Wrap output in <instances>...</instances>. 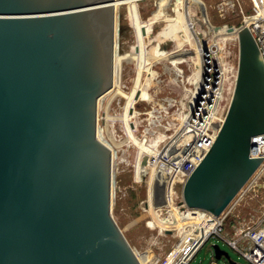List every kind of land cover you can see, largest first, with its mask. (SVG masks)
I'll return each mask as SVG.
<instances>
[{
	"label": "water",
	"instance_id": "1",
	"mask_svg": "<svg viewBox=\"0 0 264 264\" xmlns=\"http://www.w3.org/2000/svg\"><path fill=\"white\" fill-rule=\"evenodd\" d=\"M115 3L0 0V264H141L111 215L112 155L97 133L114 76ZM235 34L223 120L181 187L180 204L213 215L261 161L249 150L264 133V60L247 25Z\"/></svg>",
	"mask_w": 264,
	"mask_h": 264
},
{
	"label": "rangeland",
	"instance_id": "2",
	"mask_svg": "<svg viewBox=\"0 0 264 264\" xmlns=\"http://www.w3.org/2000/svg\"><path fill=\"white\" fill-rule=\"evenodd\" d=\"M115 2L114 76L111 89L97 102V133L112 155L111 215L141 264H156L189 228L167 233L157 224L156 219L171 215L172 206L164 196L167 175L156 167L151 171L149 160L158 149L169 147L176 157L185 147L182 123L206 65L219 64L225 71L217 116L225 112L238 56L232 30L251 15L253 4L251 0ZM200 3L210 25L221 27L220 36H227L224 40L204 23ZM137 91L139 97L134 99ZM143 155H148L146 166H140ZM262 200L261 195L246 196L232 214L237 225H254ZM191 214L179 210L178 219L202 220ZM213 244L227 251L231 260L247 264L217 237L208 238L188 264H227L224 258L214 259Z\"/></svg>",
	"mask_w": 264,
	"mask_h": 264
},
{
	"label": "built area",
	"instance_id": "3",
	"mask_svg": "<svg viewBox=\"0 0 264 264\" xmlns=\"http://www.w3.org/2000/svg\"><path fill=\"white\" fill-rule=\"evenodd\" d=\"M251 1L253 12L243 24L248 26L264 60V0ZM235 75L236 67L233 71V83ZM224 77L221 65L205 66L200 75L196 98L182 123V141L185 147L179 150L176 157H172L170 148L165 147L155 164L156 168L163 169L167 175L164 184L167 203L202 219L201 224L192 225L186 235L178 238L164 258L156 264H188L199 247L210 237L221 239L247 264H264V133L252 137L249 150L250 157L260 158L259 165L219 215L180 204L184 181L211 145L223 120L225 112L217 116V108L222 97ZM259 195L263 202L254 225H237L232 218L235 208L246 196Z\"/></svg>",
	"mask_w": 264,
	"mask_h": 264
},
{
	"label": "bare ground",
	"instance_id": "4",
	"mask_svg": "<svg viewBox=\"0 0 264 264\" xmlns=\"http://www.w3.org/2000/svg\"><path fill=\"white\" fill-rule=\"evenodd\" d=\"M232 33H233L232 34V37H235L236 36L235 30H232ZM214 34L218 38H222L223 40H224V38L227 37V36H225V37L220 36V32H218V31L217 32H214ZM153 151H155V150L153 149ZM160 153H161V151L158 149L157 152H156V154H155V156H154L155 158L149 160L150 163H151V171H153V169H155V167H156L155 164L157 162V159H158ZM150 181H151V179H150ZM171 206H172V208H171V215H169L168 217H164V218H162L160 220L156 219L157 220L156 222L160 226V229L161 230H169L170 231L172 229L171 232L172 231L173 232L174 231L177 232L179 230H182L183 231L184 229H186V227H189V229H190L192 227V225L201 224L200 222H202V220L201 221H199V220H183V221H179V219H178V212H179V210L180 211H182V210L179 209L176 205L171 204ZM151 211H153V210L151 209Z\"/></svg>",
	"mask_w": 264,
	"mask_h": 264
}]
</instances>
